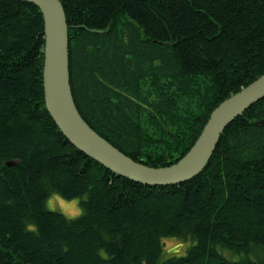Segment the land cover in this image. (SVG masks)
<instances>
[{
  "label": "trees",
  "instance_id": "16d2710c",
  "mask_svg": "<svg viewBox=\"0 0 264 264\" xmlns=\"http://www.w3.org/2000/svg\"><path fill=\"white\" fill-rule=\"evenodd\" d=\"M58 1L79 115L146 167L179 161L211 112L264 74V0ZM43 49L39 10L0 0V264H156L169 233L196 243L168 264H229L218 244L264 264V98L227 126L197 177L148 187L63 138L45 110ZM51 190L86 193L85 214L46 211Z\"/></svg>",
  "mask_w": 264,
  "mask_h": 264
},
{
  "label": "water",
  "instance_id": "95a60500",
  "mask_svg": "<svg viewBox=\"0 0 264 264\" xmlns=\"http://www.w3.org/2000/svg\"><path fill=\"white\" fill-rule=\"evenodd\" d=\"M15 1L34 5L42 16V86L46 112L68 144L118 177L148 187L174 186L192 180L206 167L227 126L264 98L263 74L211 112L197 140L179 161L165 168L146 167L116 150L79 115L70 88L67 25L61 3L58 0ZM258 125L264 126V122L255 124Z\"/></svg>",
  "mask_w": 264,
  "mask_h": 264
},
{
  "label": "clouds",
  "instance_id": "9594fccd",
  "mask_svg": "<svg viewBox=\"0 0 264 264\" xmlns=\"http://www.w3.org/2000/svg\"><path fill=\"white\" fill-rule=\"evenodd\" d=\"M42 182L47 184V178H44ZM86 200V193L67 198L59 191L51 190L45 196L43 205L46 211L59 213V215H61L66 221H73L85 214V209L81 206V201ZM25 230L37 233L38 226L34 223H29L25 225ZM104 239L108 240L110 237L105 235ZM195 243V240H192L189 237H182L178 234H161L158 237L159 253L156 264H168L169 261L173 260L178 261L187 255L188 249L191 246H194ZM216 252L218 255L222 256L224 260L228 261L229 264H239V261L243 256L242 253H237L233 249L222 244L216 246ZM97 254L102 260L107 261L110 259L109 253L104 247H99L97 249ZM249 259H254V257L249 255Z\"/></svg>",
  "mask_w": 264,
  "mask_h": 264
}]
</instances>
